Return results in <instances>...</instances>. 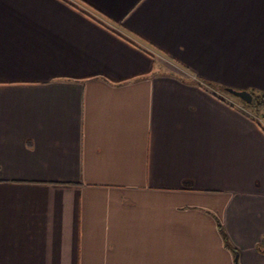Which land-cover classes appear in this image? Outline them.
<instances>
[{"label":"crops","instance_id":"obj_1","mask_svg":"<svg viewBox=\"0 0 264 264\" xmlns=\"http://www.w3.org/2000/svg\"><path fill=\"white\" fill-rule=\"evenodd\" d=\"M205 80L264 94V0H0V264H264V108Z\"/></svg>","mask_w":264,"mask_h":264},{"label":"trees","instance_id":"obj_2","mask_svg":"<svg viewBox=\"0 0 264 264\" xmlns=\"http://www.w3.org/2000/svg\"><path fill=\"white\" fill-rule=\"evenodd\" d=\"M191 81H193L195 83H199L198 80L192 79ZM205 83L214 90H222V91L226 92L228 89V87L220 85L218 83H214L212 81H206L205 80ZM249 92L252 94V97H253L252 102L250 104H247L241 100H240V102H242L245 105V107L249 109L250 112L257 113L262 108H264V94L258 93L256 91H249ZM237 100H239V99L237 98Z\"/></svg>","mask_w":264,"mask_h":264},{"label":"water","instance_id":"obj_3","mask_svg":"<svg viewBox=\"0 0 264 264\" xmlns=\"http://www.w3.org/2000/svg\"><path fill=\"white\" fill-rule=\"evenodd\" d=\"M227 91L233 95L234 97L246 102V103H251L252 102V94L248 91V90H237V89H233V88H229L227 89Z\"/></svg>","mask_w":264,"mask_h":264},{"label":"rangeland","instance_id":"obj_4","mask_svg":"<svg viewBox=\"0 0 264 264\" xmlns=\"http://www.w3.org/2000/svg\"><path fill=\"white\" fill-rule=\"evenodd\" d=\"M237 103H238V101H237Z\"/></svg>","mask_w":264,"mask_h":264}]
</instances>
